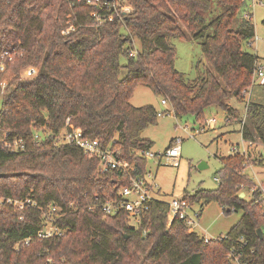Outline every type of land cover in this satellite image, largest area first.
Here are the masks:
<instances>
[{
	"label": "trees",
	"instance_id": "16d2710c",
	"mask_svg": "<svg viewBox=\"0 0 264 264\" xmlns=\"http://www.w3.org/2000/svg\"><path fill=\"white\" fill-rule=\"evenodd\" d=\"M246 1L128 0L131 11L118 14L85 0H0V63L16 73L0 107V264H264V205L243 171L245 155L221 157L218 188L182 196L191 205L217 202L224 213L243 210L227 234L206 238L184 220L170 223L160 193L137 227L126 212L90 209L116 198L130 175L104 172L97 157L53 138L70 117L88 138L120 148L138 176L148 164L141 153L154 145L143 132L160 113L131 103L136 86L167 99L179 118L193 115L203 124L212 105L235 117L228 98L244 100L259 63L244 49L256 36L253 17H244ZM174 38L198 40L209 62L193 81L175 66ZM27 66L38 73L19 78ZM5 132L11 135L2 140ZM241 132L264 144V103H249ZM16 138L24 150H10L7 142ZM47 217L57 230L41 237Z\"/></svg>",
	"mask_w": 264,
	"mask_h": 264
},
{
	"label": "rangeland",
	"instance_id": "374dc122",
	"mask_svg": "<svg viewBox=\"0 0 264 264\" xmlns=\"http://www.w3.org/2000/svg\"><path fill=\"white\" fill-rule=\"evenodd\" d=\"M263 4L253 7V0H247V8H251L253 22L256 27V36L251 44H244V49L259 56V64L264 68V0ZM137 46L139 42L136 41ZM171 45L176 51L175 66L183 72L188 81H193L200 73L199 69L209 67V62L203 53L201 44L194 38L187 40L174 38ZM124 62V59H122ZM202 69V70H203ZM39 71L36 66H27L19 71V78L27 79L35 76ZM2 83H10L15 78V72L5 67ZM125 73V72H124ZM249 94L243 101L230 94L228 103L237 109L235 117L227 119L228 112L223 108L212 105L204 112L205 123L200 124L193 115H184L179 118L175 115L171 104H163V97L145 86L135 87L131 103L134 106L154 105L160 115L158 123L148 127L143 136L150 138L154 145L151 150L155 153H163L178 138L182 139L181 158L177 165L172 164L163 158L159 164L158 158L147 160L146 172L151 171L152 179L158 184L159 193L167 202L184 196L186 192L194 193L199 189H216L219 187L218 170L222 166L221 157L232 154L233 145L238 143L242 146V122L246 114L249 102L264 103V85H251ZM245 91V90H244ZM244 93V92H243ZM3 94L0 93V107ZM217 118L214 128L207 125V121ZM258 145L253 148L254 155L257 152L264 153V144L257 140ZM253 159V158H251ZM203 164V167H201ZM133 166V165H132ZM258 172V177L254 173ZM247 167L245 172L252 180L264 179V167L257 166L255 169ZM250 199L251 194L246 193ZM190 215L194 223L193 231L201 237L218 238L229 232V230L241 219L243 210L224 213L222 205L217 202L196 203L192 205ZM131 225L136 226L137 222L131 220ZM48 230L56 232V228L49 223ZM232 264H238L233 261Z\"/></svg>",
	"mask_w": 264,
	"mask_h": 264
},
{
	"label": "built area",
	"instance_id": "2783aa9c",
	"mask_svg": "<svg viewBox=\"0 0 264 264\" xmlns=\"http://www.w3.org/2000/svg\"><path fill=\"white\" fill-rule=\"evenodd\" d=\"M78 1V0H73ZM87 4L94 6L96 9H100L106 7L111 10L118 11V14L121 12L126 13L131 11L132 5L128 2V0H85ZM258 4H263L262 0H253V7ZM94 16L98 17L97 12L93 13ZM245 18L253 17V13L251 12V8H247L244 13ZM100 19V18H99ZM130 50V55L134 56L138 53L137 46ZM6 54L8 52H5ZM6 64L4 62L0 63V72H4ZM259 84L264 85V68L259 63L255 68L253 85ZM6 83H2V91L4 94L6 90ZM249 94L248 90L244 91V96ZM163 104H167L168 101L166 99H162ZM250 103V102H249ZM248 103V105H249ZM247 105V107H248ZM247 118V108L246 114L242 119V129L243 125ZM217 122V118H212L207 121V125L210 128H214ZM242 134V132H241ZM10 132H5L4 138L2 140H6L10 136ZM57 145H73L80 148L84 153L97 157L100 160V169L104 172L117 169L124 173L130 175L129 184L120 186L117 189L116 198L107 199L102 201L101 203H96L89 206L90 209L100 208L106 215H117L121 212H126L129 216L130 222L131 220H135L137 222V226L141 224V219L143 215L149 210L152 201L155 198H159V187L155 182L154 178L152 179L151 171L145 172L143 175L133 176L131 173L135 171L136 167L133 164L128 163L127 161L121 159L119 156L121 155V150L115 146H104L99 140L91 139L85 136L83 129L80 126H76L71 118H67L65 127L53 136ZM11 151H19L25 149V144L21 138L11 139V141L7 142ZM258 145L257 141L247 140L243 137L242 134V146L240 143L237 145H233L232 153H240L245 155L248 158V161L244 164V172L247 167L252 168L253 171L257 166L264 167V153L257 152V156L251 157L254 155L253 148ZM181 146L182 139L178 138L175 142L172 143L170 147H168L163 153H155L151 149L141 153L147 160L158 158L159 164L163 158L169 160L172 164L177 165L181 158ZM258 157L262 162L253 163L251 158ZM133 165V166H132ZM246 173V172H245ZM254 173L258 177V172ZM219 181V178H216ZM258 182H255L253 187L251 188V192H258L257 201L264 205V179H258ZM245 193V192H244ZM246 196V193H245ZM99 198L97 197L96 200ZM29 202V201H28ZM20 207H23V202H15ZM193 206L182 197L175 198L169 202L170 209V223L175 219L179 218L187 222L189 226V230L193 231L194 223L192 216L190 215V210ZM234 212V208L232 209ZM48 218V223H51L53 226V220ZM147 233V230L144 231ZM55 233L54 231H50L46 229L41 232L39 235L41 237L51 236Z\"/></svg>",
	"mask_w": 264,
	"mask_h": 264
},
{
	"label": "water",
	"instance_id": "95a60500",
	"mask_svg": "<svg viewBox=\"0 0 264 264\" xmlns=\"http://www.w3.org/2000/svg\"><path fill=\"white\" fill-rule=\"evenodd\" d=\"M201 167H203V164H201ZM240 197H241V198H244V197H245V193L242 192V193L240 194ZM258 232H259L260 236L262 237V235H263L262 229H259Z\"/></svg>",
	"mask_w": 264,
	"mask_h": 264
}]
</instances>
